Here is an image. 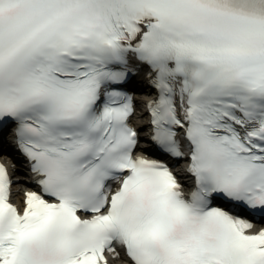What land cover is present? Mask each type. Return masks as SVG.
Instances as JSON below:
<instances>
[{
	"label": "snow or ice",
	"instance_id": "obj_1",
	"mask_svg": "<svg viewBox=\"0 0 264 264\" xmlns=\"http://www.w3.org/2000/svg\"><path fill=\"white\" fill-rule=\"evenodd\" d=\"M9 125L39 191L0 163V264H264V0H0Z\"/></svg>",
	"mask_w": 264,
	"mask_h": 264
},
{
	"label": "bare ground",
	"instance_id": "obj_2",
	"mask_svg": "<svg viewBox=\"0 0 264 264\" xmlns=\"http://www.w3.org/2000/svg\"><path fill=\"white\" fill-rule=\"evenodd\" d=\"M141 90L142 91L136 95L138 108L140 109L138 117H142L143 116V114H144L143 105L145 104V101L151 96V90L149 88L143 87ZM15 176L17 178V181L14 184V188L15 189L24 190V189H26V188H28L30 186V180H31L30 175L16 173ZM22 196L23 195H20L19 192H15L14 193V199L16 201L21 200Z\"/></svg>",
	"mask_w": 264,
	"mask_h": 264
}]
</instances>
